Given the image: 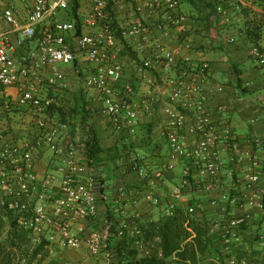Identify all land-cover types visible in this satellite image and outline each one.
Instances as JSON below:
<instances>
[{"label": "built area", "instance_id": "obj_1", "mask_svg": "<svg viewBox=\"0 0 264 264\" xmlns=\"http://www.w3.org/2000/svg\"><path fill=\"white\" fill-rule=\"evenodd\" d=\"M113 1L115 6L120 2ZM22 2L23 12L14 2L0 9V216L6 221L16 219L30 230L34 244L46 242L51 251L86 249L109 257L111 240L141 235V200L166 214L182 208L195 217L202 207L189 202L188 194L194 189L218 190L211 204L219 205L221 212L211 219L210 231L219 235L223 253L229 255L224 264H245L235 246L241 242L240 228L251 218V210L264 215V140L259 134H240L227 120V104L211 105L210 99L225 88L210 85L211 62L201 52L178 56L181 46L196 49L193 34L203 22L182 12L180 0H132V15L123 21L108 11L110 0H90L93 29L79 33L74 21L59 17L74 0ZM225 2L220 0L216 9L228 16ZM237 2L249 5L247 0L230 4ZM170 36L181 43L177 49L165 40ZM127 45L145 53L138 70L148 88L140 96L132 83L125 85L123 96L116 90L125 70L118 54ZM251 53L264 64L262 47L254 45ZM80 56L95 63L85 85L99 91L106 116L130 141L137 139L143 116L157 112V92L167 99L163 134L171 158L151 173L147 156L130 149L129 166L145 182L137 188L119 186L114 196L105 192L102 173L87 163L84 142L82 151L73 141L63 142L70 126L49 112L62 103L69 87L65 73L54 67L74 63ZM160 66L172 74L159 81L152 72ZM45 86L52 93L44 94ZM10 87H15L16 95ZM28 110L33 111L34 129L25 137H11L3 120ZM43 144L56 162L55 171L46 175L34 168L35 151ZM178 163L183 164L180 180L166 199L159 184ZM258 236L264 245V229Z\"/></svg>", "mask_w": 264, "mask_h": 264}, {"label": "crops", "instance_id": "obj_2", "mask_svg": "<svg viewBox=\"0 0 264 264\" xmlns=\"http://www.w3.org/2000/svg\"><path fill=\"white\" fill-rule=\"evenodd\" d=\"M83 1H86L85 5H87L88 2L90 4V0H80V14L83 19V32H85L90 29H93V27L90 24V13L88 14L84 9L85 5H83ZM119 1V3H121V0ZM186 1L187 3L180 1L181 11L190 16L198 18V16H200L201 14L199 6H197L191 0ZM231 1L232 0H230V2ZM13 2L16 4L17 9L22 12L24 11V3L22 2V0H0V9L5 8L8 4ZM247 2H249V5H247L249 6V11L259 13L258 17L251 16L249 14L246 16L244 13L239 12L237 14L236 11L233 12L236 13V16L233 18L229 15L227 17L219 16L216 18L212 16L210 23L201 24V26H199L198 31L194 32L193 34L196 49L187 50L185 48H182L181 46V51L178 56L181 57L188 52L192 53L194 56H198L201 52L203 58H206L211 62L212 71L210 76V85H222L225 87L223 91L217 92L215 96L210 99L211 105L215 106L217 103L227 104L229 108L228 112L226 113L227 120L233 125L236 130H244L245 128L246 131H240L241 134H259L264 140V64L259 62L252 55L251 49L254 46V43L248 38L247 34L243 31L245 29L243 25L246 20L252 23V25L260 26L257 30L261 34L260 47H262L264 50V6L259 4H253L252 0H247ZM228 4L231 7L229 8L230 10L239 9L238 5L237 7H234V5L230 3ZM115 14L117 21H123L125 19L124 17L132 15V10L131 12H127L126 14H121V11L117 10ZM59 17L60 19L63 18L62 20L69 21L67 18L61 16ZM6 26L7 25L3 27ZM1 27L2 26H0V28ZM11 36L13 38L16 37L15 34H11ZM165 40L167 42H170L171 46L175 49H177L181 45V43L176 38L171 36L165 38ZM249 45L253 46L251 47ZM247 50L250 51L252 59H241V57H243L244 53H246ZM144 56L145 53L136 52L130 45H127L124 49L119 52L118 58L125 67L123 79L116 86V90L119 96L124 95V87L127 83L133 84L135 92L138 96H140L148 88L146 81L141 79L138 70L139 65ZM235 59L238 60L235 63H242L243 70L245 71L243 73V76L245 78L243 79L247 80V87L251 91L250 100L243 98L235 99L236 97H234L235 94V96L239 95L237 93V89L235 88L237 77L236 73H234L233 71H229V62L230 60L235 61ZM74 64L77 65L76 69L78 70L76 72L86 76V78L95 69V63L86 60L82 56L77 58ZM73 72L74 70H72V72L68 74L71 75ZM152 73L153 76L160 81L161 79L164 80L169 74L171 75L172 71L166 70L165 67L160 66L157 70L153 71ZM224 73L229 75V80L226 82H221V78ZM84 87L87 92V95L85 94L86 99L89 101V108L91 109L90 118L92 121L95 122L98 132L102 138V141L106 143L105 146L107 148L115 149V151H112L113 153L117 152L119 154L120 152L117 151L119 148L123 149L124 147H127L128 150L130 148H135L137 149V151L142 152L147 156V168H153L152 172L160 169L163 163L171 158V149L167 139L163 134V127L165 123V114L163 112V106H165L167 103V99L164 94L157 92V112L153 116H143L137 139L134 141H130L128 139L127 133L116 131L111 121L106 116L99 91L96 88H87L85 84ZM8 90L13 95H16L17 93L15 87H10ZM43 92L44 94L52 93L51 91H47L46 89ZM95 110H97V112H95ZM249 110L254 113L250 115V118L246 114V112ZM22 112H26V109H24ZM98 117H101L102 120L105 119V122H98ZM74 130L75 126L70 127L68 135L63 136L62 141H73ZM112 132H114L113 135ZM262 159L264 166V151L262 152ZM122 163L123 162L118 164L121 165ZM124 163L127 164V166L124 167L128 168L131 172L129 177L127 175H123V172H121V169L123 167L120 166L121 168H119V165L118 169L115 172V175L109 172L104 174L102 173L106 187L105 192L108 196L115 195V189L117 187L113 184L116 182L124 184L126 183V187L131 188H137L145 182L144 179H142L135 171L130 168L128 163V157L126 158ZM182 167L183 164L178 163L176 169L173 172L169 173L168 177L164 181H162V183L159 184L158 190L160 191V193H162V195L166 197V199L171 186L179 182ZM34 168L41 175L51 174L55 171L56 162L53 157L52 151L48 148L46 144L39 146V148L35 151ZM219 193L220 192L218 190H215L211 193H207L202 189H194L190 194H188L187 199L191 203L201 204L202 210L208 211V214L210 212H215V214L218 215V213L221 212L220 206L212 205L211 199L215 196H218ZM219 200L223 202L221 199ZM183 205H185V203H183ZM142 206H150L151 208L159 209V214L156 217H158L162 212L161 207L154 206L150 203L145 202L144 200H141L139 203V207L141 208ZM145 209L146 211L148 210L147 207ZM251 214L252 218L255 215L263 213L255 209L251 210ZM245 231H247V228H240L241 236ZM235 247H241L240 243L237 244Z\"/></svg>", "mask_w": 264, "mask_h": 264}, {"label": "trees", "instance_id": "obj_3", "mask_svg": "<svg viewBox=\"0 0 264 264\" xmlns=\"http://www.w3.org/2000/svg\"><path fill=\"white\" fill-rule=\"evenodd\" d=\"M191 1L199 6L201 14L197 19H200L203 24L210 23L212 16L214 18L224 16L216 9L220 0ZM225 1L226 7L231 8L228 4L230 0ZM252 1L253 4L264 6V0ZM236 4H234L235 7ZM238 6L239 13H244L247 16L249 6L242 4H238ZM114 7H116L115 1L110 0L108 11L112 12V15L117 12L113 9ZM80 8V0H74L72 8L67 11L68 20L76 23L79 33L83 32V19ZM247 22V20L244 22L243 27L245 29L243 31L254 43L253 45L260 47L261 34L257 30L260 26L252 25L250 22L248 24ZM235 69L237 93L251 95V91L243 82V71L238 66H235ZM78 96L81 109L77 105L71 109V114L68 115L65 106L61 103L59 106L53 105L50 107L49 112L50 115L57 113L60 120L66 122L70 127L75 125L74 114L80 113L82 140L85 144L84 154L87 163L96 167L105 160L104 155L106 152H112L115 149L107 148L103 144L96 124L90 118L91 109L85 92L81 90ZM210 221L206 210H202L195 217H190L182 208L177 209L173 214H166L163 210L159 217H143L141 235H128L121 240H111L107 249L115 250L116 258L114 261L117 264H224L229 255H224L219 235L210 231ZM242 228H246V225H242ZM258 235L259 233L256 239L259 240ZM139 239L143 240L142 245L145 246V251L148 254L140 255V246L136 244ZM239 250L240 248H235L238 259L241 261L243 255H239ZM0 264L67 263L64 260L54 258L46 242L34 244L30 230L20 226L16 219L12 217L9 221H6L0 216Z\"/></svg>", "mask_w": 264, "mask_h": 264}, {"label": "rangeland", "instance_id": "obj_4", "mask_svg": "<svg viewBox=\"0 0 264 264\" xmlns=\"http://www.w3.org/2000/svg\"><path fill=\"white\" fill-rule=\"evenodd\" d=\"M180 1L187 3L186 0H180ZM85 3H86V1H83V5H85ZM132 5H133L132 0H121V3L116 5V11L120 10L121 14H124V13L126 14L127 12H131ZM84 9L89 14V10H90L89 2L87 3V5H85ZM228 10H229V16L232 18L236 16L235 15L236 13H233L234 11H236L237 14L239 12L238 9L230 10L228 8ZM253 12L254 11H249V12H247V14H249L251 16L258 17L259 13H256V12L253 13ZM67 14H68L67 10H62V11H60L59 16L68 19ZM249 46L252 47L253 45H249ZM244 58H247V60L252 59L251 53L249 50H247L246 53H244L243 57H241V59H244ZM236 61H238V60L237 59H235V61L230 60V62H229L230 63V65H229L230 70L229 71H233L234 73H236L235 66H238L241 70H243L242 63L237 64V63H235ZM73 65H74V69H73ZM76 67H77V65L74 63H70V64L58 63L54 67V70H58V71H61L63 73L66 72L65 75H66V80L68 82L69 87H68L67 91L63 92V94H62L63 95L62 104L65 106V109L67 111L66 114H68V115L71 114V109L73 107H75L81 103L79 96H78L81 93V90H83L85 92V94L87 95L86 89L84 87V84L86 81V76L76 72L78 70V69H76ZM72 70H74V72L72 73L73 75L68 74V73L72 72ZM244 72L245 71L243 70V73ZM236 77H237V75H236ZM243 78H245V77L243 76ZM228 80H229V75L224 73V75H222L221 82H226ZM243 82L246 86H248L246 79H243ZM45 88H47V91L48 90L51 91L50 89H52L49 86H45ZM235 95H234V97H236L235 99H237V98L238 99L243 98V99H248V100L251 99L250 94L239 93L238 96H235ZM77 96H78V98H77ZM79 109H81L80 105H79ZM28 111L29 112L25 113V115H23V113L20 112L18 114L16 113L15 115L3 120V123H5V122H6V124L8 123L7 131H9V135L11 137H14V138L25 137L28 135L29 130L34 129L33 128L34 124H32V122L34 121V115L32 114L33 111L32 110H28ZM95 112H97V110H95ZM246 114L250 118V115H252L254 113H252L249 110L246 112ZM80 116H81L80 113L74 114L75 130H74L73 143L75 144V146L80 148L82 151L83 134L81 131V126H80ZM100 121L105 122V119L102 120L101 117H98V122H100ZM237 130L239 133H240V131L241 132L246 131L245 128H244V130H241V129H237ZM113 134H114V132H112V135ZM103 144L105 145L106 143L103 142ZM117 151H119L120 153L119 154L117 152L113 153L111 151L106 152L104 155L105 160L103 162L99 163V165H96V167L103 174L109 172V173L115 175V172L118 169V165H119L118 163L123 162L121 165H119V168L123 167L121 169V172H123V175H127L129 177L131 172L128 168L124 167V166H127V164H125L124 162L127 158L126 155L128 154L127 153L128 149L124 147L123 149L119 148ZM148 170L152 173L153 168L148 169ZM109 179H112V178H109ZM125 184L116 182L113 185H115L118 188L119 186H126ZM130 184H131V182H130ZM146 207L148 209L147 211L145 209ZM140 210L142 211L144 218H149L151 216L156 217L159 214V209L151 208L150 206H142L140 208ZM216 215L217 214H215V212H210L208 214V217L211 220V218L216 217ZM246 228H247V231L243 232L242 239L240 242L241 247H239L240 248L239 255H243V260H245V264H263L264 263V245L261 244V242H259L258 239H256V236L258 233L261 232L262 229H264V215L258 214V215L253 216L248 221V223L246 224ZM139 246H140V250H141L140 255L148 254V252L145 251L146 249H145L144 245L140 244ZM85 250L86 249L77 250V249H72V248L56 249L54 251H51V255L54 258L64 260L67 264H117L114 261L116 258L115 250L112 251L111 249H109V253H110L109 257H108V254L106 252H103V251H101L98 254H91Z\"/></svg>", "mask_w": 264, "mask_h": 264}]
</instances>
